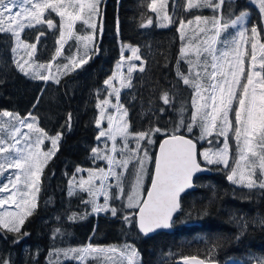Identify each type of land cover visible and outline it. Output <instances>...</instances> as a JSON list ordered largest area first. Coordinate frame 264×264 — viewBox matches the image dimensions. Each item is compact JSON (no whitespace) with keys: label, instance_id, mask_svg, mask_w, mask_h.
Instances as JSON below:
<instances>
[{"label":"trees","instance_id":"16d2710c","mask_svg":"<svg viewBox=\"0 0 264 264\" xmlns=\"http://www.w3.org/2000/svg\"><path fill=\"white\" fill-rule=\"evenodd\" d=\"M150 3L151 0H100V14L92 18L96 28L77 21L74 35L71 38L65 36L62 54L55 61L52 57L59 47L56 43L59 28L48 29L46 24L25 28L21 38L26 43H36L39 33H45L40 37L33 61L45 65L51 61V73L59 77L58 84L52 80L31 79L20 73L13 64L12 37L0 33V111L19 113L21 117L31 112L37 117L38 126L49 136L62 133L58 151L43 169L40 191L36 193L37 207L22 227V231L29 235L20 238L19 243H13L15 234L0 229V261L8 259L11 264H48L50 251L86 247L88 244L117 249L132 245L138 252L140 264H175L180 258L193 256L206 262L211 259L216 264H255L256 260L264 259V225L260 224V220L264 219V190H249L231 183L227 179L231 168L207 165L199 156L198 162L211 173L196 177L195 190L181 197V208L173 219L170 233L158 232L145 237L137 231L135 222L126 224L122 217L136 211L123 207L126 197L110 201L119 209L118 217H113L109 212L95 215L89 203H84L89 197L86 192L77 191L68 195L69 180L76 175L77 167L84 170L95 167L91 149L98 143L99 129L95 124L98 90L99 98L107 95L103 81L117 69L122 54L125 60L120 71L125 75L129 63L140 65L139 60H128L132 56L131 48L139 49L145 71L134 70L133 87L121 90V103L128 110L130 131L135 133L150 127L161 129V132L152 134L154 143L147 145L152 160L147 163L144 192L150 182L157 143L163 136L172 134L181 118L178 109L182 105L186 110L183 114L185 122L191 120L193 89L177 77L178 69L185 74L188 72V65L180 52L187 40L182 41L178 29L181 19L185 22L192 20L193 24L185 29L186 36L192 37L193 30L198 31L195 16L212 17L213 11L210 8L187 11V0H168L166 9L157 15L149 9ZM159 3L160 0H157V7ZM240 11L248 12L247 27L250 29L255 25L262 33L260 41L264 43V18L258 4L253 0H232L230 6L227 3L224 6L226 18L231 16L235 19ZM165 14L171 17V23L164 19ZM45 15L59 25L60 17L55 12L48 11ZM142 24L146 26L141 27ZM200 26L203 27V24ZM230 31L235 33L237 30ZM89 35L93 39L88 42L89 48L85 49L83 40L77 37ZM244 47L250 50V45L242 44ZM81 57L88 62L67 74H60L70 58H76L78 62ZM16 58L28 59L26 50L19 49ZM248 62L246 57V68ZM39 71L49 74L47 68ZM164 91L173 97V106L166 107L159 99ZM112 100L114 102V98ZM161 107L166 108L165 112L159 111ZM69 113L72 114L70 130L66 125ZM230 118H233L231 113ZM22 131L27 132L28 129ZM177 134L193 139L198 153L222 147L223 137L211 138L214 141L211 145L207 140L197 139L199 128L188 133L186 127H181ZM229 135L231 137L232 133ZM217 139L219 144L215 142ZM51 148L50 140L41 145L42 151ZM230 156V165L234 167L237 158L234 139L230 142ZM12 171L9 169V172ZM134 172L135 169L130 168L126 174V192L130 191ZM7 175L0 176V181L6 183ZM6 195L0 193V196ZM0 211L16 209L6 205ZM73 214L78 218L69 220ZM57 228L61 234L53 237ZM213 244L218 245L214 251ZM60 264H127V261L117 251L97 259L86 257L82 262L66 260L61 255Z\"/></svg>","mask_w":264,"mask_h":264},{"label":"snow or ice","instance_id":"6c2138e0","mask_svg":"<svg viewBox=\"0 0 264 264\" xmlns=\"http://www.w3.org/2000/svg\"><path fill=\"white\" fill-rule=\"evenodd\" d=\"M259 6L261 17L264 18V0H253ZM100 0H0V33L10 34L14 46L13 64L24 76L31 79L52 80L59 83V77L51 73L52 62L47 65L36 64L33 57L37 51L40 37L45 33L41 31L36 38V43H26L21 38L25 28L46 24L48 29L59 28V38L56 43L55 55L52 61L61 56L64 47L65 36L71 38L74 35V26L77 21L95 29L93 16H99ZM168 0H151L148 4L153 13L159 15L166 9ZM229 6L232 0H187L186 10L210 8L212 17L195 16L196 28L193 36L187 37L185 29L193 24L192 20L185 22L180 20L178 31L182 41L187 40L181 49V58L188 65V72L177 70V77L185 86L193 89L191 100V120L185 122L183 114L186 111L182 105L178 112L180 120L171 135L159 145V152L155 155L154 173L151 175V187L147 190L146 198L140 195L144 177L148 172L147 163L152 160L147 145H152L153 133L161 132L160 128H148L145 131L131 132L128 122V110L121 103V90L130 89L132 73L138 68L145 71V62L138 54V48H131V60H139L140 65L128 64L127 75L120 71L125 57L121 55V61L117 69L103 81L104 91L107 92L102 99L98 98L96 108L98 115L95 124L100 129L96 139L104 138L105 147H93L91 149L94 160L103 159L107 162V169H89L87 179L80 177L79 181L69 180L68 195L71 196L78 189L87 192L90 199L84 201L92 205V212H110L113 217H118L119 209L110 201L125 199L123 207L136 209L135 213L125 214L122 219L126 224L135 222L139 232L147 236L157 229H168L173 223V214L181 208V193L194 187L196 173L208 170L198 162L201 157L207 165H223L231 168L227 179L240 187L249 190H264V43L260 41V33L255 25L250 29L246 21L248 12L240 11L239 15L232 19L225 17L224 6ZM55 12L60 17L59 25L53 19L48 18L46 12ZM219 13V14H217ZM164 19L172 22L171 17L165 14ZM151 23V20H149ZM203 24V27L200 25ZM211 25V27H209ZM146 25L142 24L141 27ZM230 30H237L233 33ZM117 32L119 22L117 21ZM84 42L85 49L89 48L88 42L92 36L77 37ZM243 45H250V50ZM23 48L27 52L28 59H17L16 54ZM30 49V50H29ZM123 53V48H122ZM249 58L247 68L245 58ZM87 59L81 57L70 58L68 64L63 65L61 75L80 68L86 64ZM71 65V67H70ZM49 69V74H44L39 69ZM242 77L244 80L242 81ZM119 84V87L116 84ZM115 97L113 102L112 97ZM159 99L166 107L173 106V97L168 91L162 92ZM235 102V103H234ZM151 104V101L149 102ZM35 107V105H34ZM115 109V114L109 112ZM161 107L159 111L165 112ZM230 113L233 118H230ZM107 120V129L102 127V122ZM72 114L69 113L66 125L71 129ZM181 127H186L188 133L194 128H199V140H207L211 145L213 137H223L222 147L205 149L197 152V144L193 139L185 137L180 132ZM28 129L27 132L22 129ZM229 133H232L230 137ZM120 138L122 145L118 144ZM62 133L55 136L38 126L37 117L31 112L25 117L11 111H0V176L7 173V182L0 181V209L6 205L15 206L16 211H0V229L6 233L15 234L13 243H19L20 238L29 235L22 231V227L37 207L36 193L40 191L41 176L44 167L58 151ZM236 143L237 158L235 166L230 165V142ZM45 140H50L52 148L42 151L41 145ZM111 141V147L107 145ZM135 142V147L130 144ZM146 142V143H142ZM217 144L220 141H215ZM131 169H135L131 190L126 192L125 178ZM9 169L14 171L9 172ZM84 171L77 167L76 173ZM111 177L114 183H109ZM99 180V186L95 181ZM21 185L23 187H21ZM26 189V191H25ZM115 189V191H110ZM104 197L103 204L96 202V197ZM73 214L69 220H76ZM264 225V219L260 220ZM61 234L59 228L53 232V237ZM239 239V237H237ZM218 247L212 245V250ZM119 252L126 259L127 264H138V252L132 245L101 248L88 244L86 247L54 249L48 254V264H60L63 255L66 260L83 261L86 257L97 259L107 256L108 253ZM211 254V253H210ZM53 257L56 259L53 260ZM109 259H111L109 257ZM185 264L189 261L194 264H216L209 259H197V257H183ZM0 264H11L10 260L3 259ZM255 264H264V259L256 260Z\"/></svg>","mask_w":264,"mask_h":264},{"label":"rangeland","instance_id":"374dc122","mask_svg":"<svg viewBox=\"0 0 264 264\" xmlns=\"http://www.w3.org/2000/svg\"><path fill=\"white\" fill-rule=\"evenodd\" d=\"M115 71H116V70H115ZM116 86L119 87V84L117 83ZM112 98H114V102H115V97L113 96ZM109 112L115 114V109H109ZM102 127H103L104 129H107V127H108V125H107V120H104V121L102 122ZM99 131H100V129H99ZM117 142H118V144H121V145H122V141H120V138H119V137L117 138ZM107 145H108V147L110 148V147H111V141H107ZM130 146H131V147H135V142H132V143L130 144ZM95 147H99V148L103 149V148L105 147V141H104V138H102V140L99 141ZM94 166H95V167L92 168V169H100V168L107 169V167H108L107 162H106L105 160H103V159H97V160H94ZM88 170H89V169H88ZM88 170H84V171H82V172H80V173H76V175H75V179H76L77 181H79L80 177H83L84 179H87V178H88V175H89ZM72 179H73V178H72ZM146 179H147V174H146L145 177H144L143 187L140 189V195H141V197H143V195L145 194V192H144V188H145V185H146V182H147ZM133 180H134V177H133V179H132V182H133ZM95 183H96L97 186H99V183H100V182H99V180H97V181H95ZM109 183H114V181H113V179H112L111 177H109ZM131 184H132V183H131ZM112 190L115 191V189H111L110 191H112ZM130 190H131V188H130ZM68 191H69V188H68ZM77 191L80 192L78 189H77L75 192H77ZM114 191H113V192H114ZM86 193H87V192H86ZM87 194H88V193H87ZM88 196H89V195H88ZM89 199H90V197L87 198V200H89ZM96 202L99 203V204H103V202H104V197H103L102 195L96 197ZM89 206L92 207L91 204H89ZM104 213H106V212H100L99 214H104ZM109 213H110V212H109ZM94 214L97 215V213H94ZM137 259H138V264H140L139 256H138Z\"/></svg>","mask_w":264,"mask_h":264},{"label":"water","instance_id":"95a60500","mask_svg":"<svg viewBox=\"0 0 264 264\" xmlns=\"http://www.w3.org/2000/svg\"><path fill=\"white\" fill-rule=\"evenodd\" d=\"M168 136H169V135L163 136V137L159 140V142L157 143V146H156V149H155V153H154V158H155V155L159 152V145H160V143H161L164 139L168 138ZM154 158H153V166H152V173H151V175L154 173V169H155ZM202 167H203V166H202ZM204 168H205V167H204ZM205 169H207V168H205ZM210 173H211V171H210L209 169H208V170H205V171H202V172H199V173H196L195 176H194V179H195L196 177H198V176L209 175ZM150 187H151V178H150L149 185H148V187H147V189H146V191H145V194L143 195L142 198H146V196H147V190H148ZM194 190H195V186L192 187V188H190V189H186L184 193H181V197H182L185 193H187V192H191V191H194ZM180 199H181V198H180ZM179 210H180V209H179ZM179 210L173 214V219H174L175 216L179 213ZM136 211H137V210H136ZM136 211H135V212H136ZM136 228H137V227H136ZM137 231L139 232V229H138V228H137ZM158 232H166V233H170V232H172V227H170V228H168V229H157L156 231H154L153 233L148 234L147 236H145L144 234H142V233H140V232H139V233H140L142 236L149 237V236H152V235H154V234H156V233H158ZM189 258H191V257H189ZM197 259H200V258H197ZM201 260H202V259H201ZM175 264H185V261H184L182 258H180V259L176 260ZM189 264H194V262L189 261Z\"/></svg>","mask_w":264,"mask_h":264}]
</instances>
